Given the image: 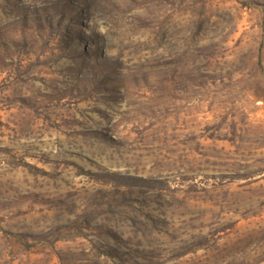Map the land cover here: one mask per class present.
<instances>
[{
	"label": "rangeland",
	"instance_id": "rangeland-1",
	"mask_svg": "<svg viewBox=\"0 0 264 264\" xmlns=\"http://www.w3.org/2000/svg\"><path fill=\"white\" fill-rule=\"evenodd\" d=\"M0 264H264V0H0Z\"/></svg>",
	"mask_w": 264,
	"mask_h": 264
}]
</instances>
